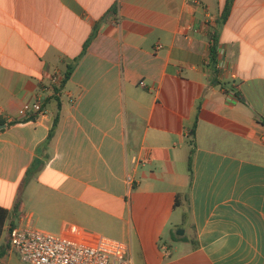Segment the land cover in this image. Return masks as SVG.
I'll return each instance as SVG.
<instances>
[{
  "label": "crops",
  "instance_id": "0c3cea01",
  "mask_svg": "<svg viewBox=\"0 0 264 264\" xmlns=\"http://www.w3.org/2000/svg\"><path fill=\"white\" fill-rule=\"evenodd\" d=\"M197 1L0 0V264H24L11 225L124 241L133 264H264V0L220 26L226 0Z\"/></svg>",
  "mask_w": 264,
  "mask_h": 264
},
{
  "label": "built area",
  "instance_id": "2783aa9c",
  "mask_svg": "<svg viewBox=\"0 0 264 264\" xmlns=\"http://www.w3.org/2000/svg\"><path fill=\"white\" fill-rule=\"evenodd\" d=\"M193 3L199 4L197 0ZM62 76L54 75L53 84L57 85ZM18 115L23 119L43 115L42 101L23 104ZM130 161L133 165H142L148 159L132 156ZM9 249L24 264H133L128 243L103 236L80 241L65 235L14 227L10 232Z\"/></svg>",
  "mask_w": 264,
  "mask_h": 264
},
{
  "label": "trees",
  "instance_id": "16d2710c",
  "mask_svg": "<svg viewBox=\"0 0 264 264\" xmlns=\"http://www.w3.org/2000/svg\"><path fill=\"white\" fill-rule=\"evenodd\" d=\"M234 0H226L225 5L223 7V10L220 14V17H218L217 19V25L220 26L221 24L225 23L229 14H230V10L231 7L233 5ZM97 26H94L92 33L90 34L88 40L85 42L82 52L80 53V55L78 57H76L72 63L68 64L66 67V70L62 76L61 81L57 84V85H53V91H54V95H59L61 93V91L63 90L66 82L68 81V79L70 78L75 66L77 65V63L79 62V60L82 58V56L84 55L88 45L90 44V42L92 41V39L95 37L96 33H97ZM218 63V56H217V43H216V34L214 33L212 35V45L210 46V59L208 62V68L210 69H215ZM43 108V107H42ZM34 119V118H32ZM31 119V120H32ZM30 120V119H28ZM58 121V116H56L55 120H54V125L53 128L51 129L47 139H46V144L49 142V140L52 138L53 135V131L55 128V125ZM260 122L262 124H264V120H260ZM1 124V123H0ZM194 133H195V124L193 125L192 129L190 130V137L193 139L194 137ZM191 144L193 143V140H191L190 142ZM191 155H192V150H190V154H189V159H188V170L191 173ZM37 163L34 162V165H32V167L30 168V170L27 171L26 174V180L27 178H29V176H31V174L33 173V171L36 169L35 165ZM9 218V212L0 207V238L4 232V225L6 223V221ZM14 228L13 225L10 226L9 230L7 231V235L5 237V247L9 248V243H10V232L11 229Z\"/></svg>",
  "mask_w": 264,
  "mask_h": 264
},
{
  "label": "rangeland",
  "instance_id": "374dc122",
  "mask_svg": "<svg viewBox=\"0 0 264 264\" xmlns=\"http://www.w3.org/2000/svg\"><path fill=\"white\" fill-rule=\"evenodd\" d=\"M28 211H27V213H28ZM32 211H36V210L34 209ZM45 222L46 221H45V218H44L42 221H39V224H37V227H40L41 229H44V230H46L48 232H51V233H57L58 232L57 229H56L57 228V223L54 222L52 224L47 225Z\"/></svg>",
  "mask_w": 264,
  "mask_h": 264
},
{
  "label": "water",
  "instance_id": "95a60500",
  "mask_svg": "<svg viewBox=\"0 0 264 264\" xmlns=\"http://www.w3.org/2000/svg\"><path fill=\"white\" fill-rule=\"evenodd\" d=\"M5 126L4 125H2V126H0V129H2V128H4Z\"/></svg>",
  "mask_w": 264,
  "mask_h": 264
}]
</instances>
